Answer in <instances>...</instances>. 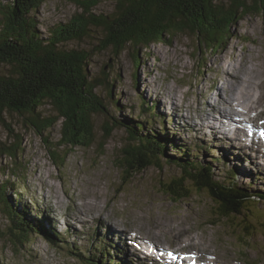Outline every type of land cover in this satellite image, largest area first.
Listing matches in <instances>:
<instances>
[{"label": "rangeland", "instance_id": "1", "mask_svg": "<svg viewBox=\"0 0 264 264\" xmlns=\"http://www.w3.org/2000/svg\"><path fill=\"white\" fill-rule=\"evenodd\" d=\"M8 1L0 0L1 3ZM97 3L92 10L95 14H109L114 8L113 0H97ZM78 13L80 10L72 0H49L34 13V18L37 29L46 33L49 26L67 22ZM241 18L231 27L232 35L223 48L215 53L202 48V56H199L206 59L205 69L201 68V61L195 59L196 41L190 32L172 39L169 47L156 43L147 48H131L117 56L111 50H99L100 29L93 28L83 42L69 44L72 48L85 49L90 53L91 61L87 66L90 75L99 76L101 71L108 74L107 80L113 85L112 100L107 87H98L97 94L110 103L108 116L121 121V126L104 115H95V143L91 147H76L67 151L65 146L59 145L60 122L40 136L22 116L5 113L4 122L0 120V193L6 186L4 194L10 205L18 208L21 202L31 216L40 214L39 221L49 232L53 229L63 232L67 227L71 232H78L75 235L83 238L81 243L76 241L75 246L83 254L87 253L89 243L86 237L93 228H97L98 232L107 233L108 238L116 237L120 244H126L127 259L135 257L136 250L130 249L127 240L135 237L134 232L137 231L149 239L148 232H157L153 228L158 225L163 229H174L171 232L179 233L181 238L188 232L196 235L198 241H195V246L185 244L187 247L181 246V249L195 251L200 259L211 260L212 264H264V231H259L260 226L256 223L262 222L264 199L255 200L253 208H246L244 214L235 216L232 220L237 222L217 221L214 218L216 205L206 194H197L192 190L190 196L182 201H173L164 194L160 183L177 179L176 176H180L178 168L167 164H163L162 169L151 166L128 179L118 165L121 150L130 141L121 123L139 121L145 124L144 131L147 133L165 130L164 136L168 137L166 151L171 157L183 155L176 150L181 146L190 150L186 158H195L199 163L210 162L213 158L226 159L224 164L221 160V163L212 162L215 175L226 180V172L236 170L234 181L237 185L264 197V170H259L262 167H249L253 163V155L238 164L236 158L244 155L243 149L239 152V148L236 145L231 147L228 141L205 136L211 135L210 128L205 125L207 114L216 117L221 112L225 115L226 109L233 105L248 106L257 96H252L253 90L250 89L244 94L245 103L233 98L232 105H226L224 100L228 97L232 81L234 93L240 96L239 85H234L237 77L241 79L244 74L250 75L251 83L261 93L258 94V104L264 101V16L247 14ZM0 70H3L2 66ZM116 76L118 80H114ZM205 91L210 93L205 96ZM173 94L178 96L175 98ZM141 97L149 106L155 104V117L141 113ZM115 103L120 108L115 107ZM208 107L214 110L209 111ZM40 110L42 116H56L49 103ZM254 113L250 116H255ZM108 120L109 123H116L117 128L106 140L103 126ZM262 123L264 118L255 120L254 125L260 128ZM201 129H204L205 135L200 134ZM232 137L228 136L231 141L234 140ZM17 143L16 157L11 158L7 154L8 149ZM196 144L206 149L198 150L194 148ZM245 150L248 151L249 147ZM53 152L57 154L56 161L53 160ZM230 154H234L235 161ZM260 160L264 163V159L260 157ZM56 162L58 164L55 165ZM243 166L249 168V172H243ZM3 208L0 198V264H90L77 260L64 241L52 246L41 232L34 234L35 240L24 246L15 244L8 232L9 221ZM79 211H86L87 215H79ZM100 212L105 213L104 218L108 216L110 221L119 224L113 222V226L130 230V238H125L123 233L111 234L108 222L93 219L98 213L101 217ZM75 215L79 217L77 220ZM240 223L258 230V233L253 232L247 245L240 243L243 233L235 232ZM157 233L160 235V232ZM169 239L164 233L160 237L169 249L166 251L171 253L176 245ZM142 252L149 253L145 248ZM141 257L144 256L135 259L142 264H150Z\"/></svg>", "mask_w": 264, "mask_h": 264}, {"label": "trees", "instance_id": "2", "mask_svg": "<svg viewBox=\"0 0 264 264\" xmlns=\"http://www.w3.org/2000/svg\"><path fill=\"white\" fill-rule=\"evenodd\" d=\"M48 1L0 2V66L3 67L0 70V120L4 122L5 113L18 114L40 136L60 122L59 145L65 146L67 151L76 147H91L95 143V115L115 120L108 116L109 102L97 94L98 87H107L112 100L113 85L107 80L108 74L101 71L99 76L90 75L87 70L90 53L85 49L72 48L69 44L83 42L93 28L100 29L99 50H111L117 56L131 48H147L156 43L169 47L172 39L190 32L196 41L195 59L201 61V68L205 69L202 48L215 53L225 46L232 35L231 27L239 23L241 17L247 14L264 16V0H113L114 8L109 14L92 12L98 4L97 0H72L80 13L67 22L49 26L46 33H42L36 27L34 13ZM135 59L138 65L137 54ZM140 100L141 113L155 117V104L149 106L144 98ZM47 103L56 116H42L40 108ZM114 106L120 108L117 103ZM114 122L121 126V121ZM131 122L121 123L130 139L118 159L126 178L130 179L151 166L160 169L163 164L176 167L180 176L168 183H160L164 194L173 201L187 199L192 190L197 194H206L216 205L214 218L217 221H236L232 219L244 214L246 208H253L255 200L264 199L260 193L236 184V170L226 172L227 181L218 178L212 162L221 163L222 160L213 158L210 162L199 163L195 158H186L190 150L181 146L176 150L183 155L173 158L166 151L168 137L164 136V129L150 134L144 131L143 122ZM116 123H109V120L104 123L106 140L117 128ZM18 148L19 143L9 148L7 154L15 158ZM52 155L56 161L57 154L53 152ZM5 188L0 198L9 221L8 232L15 244L24 246L35 240L34 234L39 232L40 225L25 218V208L23 211L10 205L4 194ZM260 219L256 223L264 231V214ZM238 225L235 232L243 233L240 236L242 244L249 243L253 232L258 233L254 226ZM46 235L50 244L57 245V237L48 232ZM72 254L85 263L115 264L107 247L93 248L84 254L76 250Z\"/></svg>", "mask_w": 264, "mask_h": 264}, {"label": "bare ground", "instance_id": "3", "mask_svg": "<svg viewBox=\"0 0 264 264\" xmlns=\"http://www.w3.org/2000/svg\"><path fill=\"white\" fill-rule=\"evenodd\" d=\"M249 77H250V75L244 74L243 78H241V79L240 78L238 79V77H237V79L234 83V85H239L238 87L240 89L239 90L240 96H236V94L234 93L235 89H232L233 86L231 85V83L233 81L231 83H229L228 97L225 98L224 101H225L226 105H232L233 98H235L238 102L242 101L243 103H245L244 102V94L248 90L251 89V90H253V92H251V95L252 96L257 95V96L255 97L254 101H251L250 105H248V106H246V105L234 106L233 105V107H231L230 109H226L227 111L225 110V112H226L225 115L219 113L218 119L212 117V115L210 116V114H207V121L203 120L202 118H201V121L202 120L205 121V125L210 128L209 131L211 133L214 132V134H212L211 136L218 137L215 132H218L219 133L218 135H221V134L224 135L225 134L222 137V140L228 141L230 144H233L232 146L236 145L239 149H244V148L248 149V147H249V150L245 151V152L247 153V155H249L250 158H252V150H254L253 153L255 155L253 154V160H251L253 163L251 162L252 165L250 164L249 167H251V166L252 167L254 166L257 168L262 167V169H259V170L263 172L264 166H261V165H264V163H262V161L260 160V157L262 159H264V147L256 148V146L253 145L252 143L257 142L258 138H260V137H261V139H264V123L261 124V126H260L261 129L258 128L259 127L258 125H254L255 120L264 118V101L261 102L260 104H258V99H259L258 94H261V93L258 90V88L253 86V84L251 83V79ZM209 93H210V91L206 92L204 95L207 96ZM173 95L175 98L178 96L176 94H173ZM203 98L206 99L208 97H203ZM189 108H190V106H189ZM259 108H262V109H259ZM257 109H259V111ZM208 110L213 111L214 108H209ZM199 112H201V111H198V113ZM254 112H256V113H254ZM253 113L255 114V116L254 115L250 116ZM200 116H202V115H200ZM202 133H203V135H205L204 129H201L200 134H202ZM229 135L233 136L232 138L234 140L231 141V139L228 138ZM252 137L257 138V139L252 140L251 143L250 142L247 143L250 140V138H252ZM239 152H241V151H239ZM259 155H261V156L259 157ZM236 159H238V158H236ZM238 162H239L238 164H240L241 160L238 159ZM243 169H244L243 172L244 171H245V173L249 172V168L244 167ZM98 214L94 215L93 219H99V221L101 223L102 222H108L109 232L111 234H112V232L123 233V236L125 238H126V236H129V238H130V232H131L130 230L122 229L120 226H119L120 228H117V227L113 226V224H112L114 222V220L110 221L108 219V216L106 218H104L105 213L102 214L100 212L101 217H99ZM79 215L86 216L87 212L86 211H83V212L79 211ZM74 217H76V220H77V218H79L76 215ZM69 218H71V217H69ZM114 223H116V222H114ZM116 224H118V223H116ZM153 229H155V230L157 229V232H160V235H158L157 232L154 233V231L150 232V233L148 232L149 239L148 238L145 239L144 236H146V235L143 236V233L138 232V231L134 232L135 237H131V239L129 241L127 240L128 246L132 249H135L136 252H141L140 250L145 248L146 250L149 251L150 256L153 257V258H151L148 256V258H150L151 261L153 260L152 262L158 261L159 264H183V261L185 263L189 262L188 264H212L210 261H203V260H201L202 262L199 263L193 252H186V253L182 252L181 253V250H180L181 246L187 247L186 246L187 244H189V245L191 244L192 246H195L194 245L195 241L196 240L198 241V239L196 238V235H192L191 233L188 232L186 234V236L183 237L184 238L183 239L180 237L179 233L175 234V233L171 232V230H174V229H163V227H159L158 225H156L155 228H153ZM163 233L166 236L168 235V237L170 238L169 240H171V242L175 243L174 245H176L175 248H173V252L170 255L166 252V250L169 251V249L166 248V245H165L166 243H164V242H162V240H160V237ZM122 240H123V238H122ZM136 241H138L139 243H137ZM150 242H151V245H149ZM195 244H197V243H195ZM147 245H149V247ZM180 255H182L184 257L182 259H180ZM155 256L159 257V258H156ZM166 261H167V263H166ZM178 261H180V262H178Z\"/></svg>", "mask_w": 264, "mask_h": 264}, {"label": "water", "instance_id": "4", "mask_svg": "<svg viewBox=\"0 0 264 264\" xmlns=\"http://www.w3.org/2000/svg\"><path fill=\"white\" fill-rule=\"evenodd\" d=\"M241 239V238H240ZM241 240H243V239H241ZM251 239H249V241H250ZM246 244H248V243H246Z\"/></svg>", "mask_w": 264, "mask_h": 264}]
</instances>
